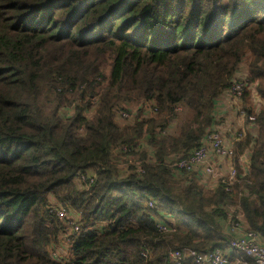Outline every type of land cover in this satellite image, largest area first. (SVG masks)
<instances>
[{"label": "trees", "instance_id": "obj_1", "mask_svg": "<svg viewBox=\"0 0 264 264\" xmlns=\"http://www.w3.org/2000/svg\"><path fill=\"white\" fill-rule=\"evenodd\" d=\"M242 64L264 100V0H0V264H65L50 254L63 227L46 218L49 195L81 217L66 264L223 249L238 212L264 239V108L257 135L236 143V155L253 149L230 194L175 179L164 161L201 144ZM141 101L156 119L119 120ZM243 105L249 116L250 93ZM128 155L140 177L122 176ZM89 169L95 182L76 187ZM162 213L174 222L161 233Z\"/></svg>", "mask_w": 264, "mask_h": 264}, {"label": "built area", "instance_id": "obj_2", "mask_svg": "<svg viewBox=\"0 0 264 264\" xmlns=\"http://www.w3.org/2000/svg\"><path fill=\"white\" fill-rule=\"evenodd\" d=\"M256 83L249 79L248 69L245 65H240L235 73L229 88L224 91L215 104V125L209 129L201 140V144L185 154L171 155L165 158L170 174L175 179H186L194 181L207 190L222 187L228 194L234 184L238 183L237 173L245 176L250 164V154L253 145L243 153L236 155V143L246 134L252 137L257 135L255 116L264 108V100L260 98L256 91ZM250 93V105L252 113L247 116L243 97ZM130 112L120 111L119 120H131L134 116L139 118L156 119L159 114L158 107L153 101H141L135 107L130 105ZM218 108L233 110L235 119L232 124L220 122ZM179 110V108H177ZM223 117V116H222ZM141 140L137 141L140 145ZM131 150L136 153L140 146L129 147L124 145L121 153H129ZM134 161H133V160ZM118 168L125 177L130 174L141 176L144 170L141 162L136 157L125 156L117 161ZM134 164L135 168L128 167ZM96 174L93 170L79 172L74 181L76 187L88 190L95 182ZM48 212L46 218L52 220L53 217L62 223V231L59 234L58 242L52 246L50 254L52 260L59 263H68L70 260V248L72 241L82 232L80 213L66 208L57 202L51 195L47 197ZM145 204L152 209L155 206L153 199L146 200ZM233 209L229 208V219L232 218ZM236 214V213H235ZM156 228L159 232L168 231L170 224L174 222V216L166 213L154 215ZM243 216L239 212L234 216V221L230 222V235L225 248H213L206 252H198L189 247H183L170 254L172 264H264V239L256 232L241 228ZM94 229H98L97 226ZM88 231V230H86ZM145 256V253L143 254Z\"/></svg>", "mask_w": 264, "mask_h": 264}, {"label": "crops", "instance_id": "obj_3", "mask_svg": "<svg viewBox=\"0 0 264 264\" xmlns=\"http://www.w3.org/2000/svg\"><path fill=\"white\" fill-rule=\"evenodd\" d=\"M218 115L221 117L220 118V122H224L225 123H229L232 124L234 119H235V113L233 110H228V109H224L223 108H218ZM223 116V117H222ZM66 190L63 191L62 193L65 194ZM244 224L241 223V228L243 229Z\"/></svg>", "mask_w": 264, "mask_h": 264}, {"label": "rangeland", "instance_id": "obj_4", "mask_svg": "<svg viewBox=\"0 0 264 264\" xmlns=\"http://www.w3.org/2000/svg\"><path fill=\"white\" fill-rule=\"evenodd\" d=\"M131 106H132V107H135V104H134V103H132V104H131ZM175 125H176V128H178V125H177V123H176Z\"/></svg>", "mask_w": 264, "mask_h": 264}]
</instances>
